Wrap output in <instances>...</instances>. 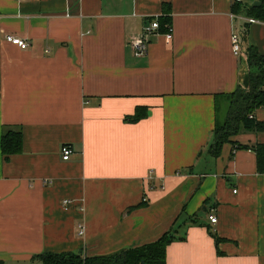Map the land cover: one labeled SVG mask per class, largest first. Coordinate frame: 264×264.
Wrapping results in <instances>:
<instances>
[{"label": "crops", "instance_id": "1", "mask_svg": "<svg viewBox=\"0 0 264 264\" xmlns=\"http://www.w3.org/2000/svg\"><path fill=\"white\" fill-rule=\"evenodd\" d=\"M235 4L0 0L1 264L108 255L170 230L183 239L164 264H264V173L253 148L264 132L242 129L219 156L208 152L218 102L249 73L248 51L264 56V22L234 19ZM166 17L173 37L162 28L136 55L144 26ZM138 108L147 115L128 119ZM252 118L264 121V107ZM11 131L22 146L4 154Z\"/></svg>", "mask_w": 264, "mask_h": 264}, {"label": "trees", "instance_id": "2", "mask_svg": "<svg viewBox=\"0 0 264 264\" xmlns=\"http://www.w3.org/2000/svg\"><path fill=\"white\" fill-rule=\"evenodd\" d=\"M260 5H254L244 11L240 3L235 4L234 12L259 19L264 22V0ZM160 29L170 23L168 17L160 19ZM251 69L245 76L238 90L232 94H224V99L229 100L228 115L225 122H220L219 117L215 128V140L209 146L208 152L213 156H219L223 145L230 141V137L238 134L242 129L253 132H264V121H257L251 116L256 109L264 107V56L255 48L248 51ZM219 114V102H218ZM147 112L138 108L136 114L128 119L136 121L145 117ZM22 146L21 132H6L2 139L4 154L19 151ZM257 152L258 168L264 173V144H256L253 147ZM183 239L173 230L166 232L154 242L141 246L123 249L115 253L101 256L82 258L72 252L44 253L38 256L42 264H164L166 263L167 246L174 240ZM220 238L217 237V242ZM1 264V262H0Z\"/></svg>", "mask_w": 264, "mask_h": 264}, {"label": "built area", "instance_id": "3", "mask_svg": "<svg viewBox=\"0 0 264 264\" xmlns=\"http://www.w3.org/2000/svg\"><path fill=\"white\" fill-rule=\"evenodd\" d=\"M243 0H232V2L235 3H240ZM68 16H70V13H67ZM234 19H238L243 21V24H255V23H260L262 21H260L257 18L254 17H249L245 14H237V13H233L232 14ZM166 31L164 32L165 36L167 38H172L173 37V26L171 23H167L166 24ZM160 30V22L158 19H154L151 21L150 24H147L144 26L143 28V33L140 37L136 38L133 42H132V47L134 50V53L136 55H145L148 52V45L150 43V36L158 33ZM240 35H241V31L240 29H236L235 32L232 35V43H233V51L234 54L236 56L241 55L242 52V46H241V41H240ZM6 39L10 42H12L15 45H18L20 48L22 49H26L29 46V43L27 40H24L18 36H14L12 34H7L6 35ZM252 117V116H251ZM73 153V148L70 145H64L62 147V154H63V158L65 160H68L71 156V154ZM209 219L211 220V222H217V216H215V214H210L209 215ZM80 234H84L85 232V226L82 224L80 225V230H79Z\"/></svg>", "mask_w": 264, "mask_h": 264}, {"label": "rangeland", "instance_id": "4", "mask_svg": "<svg viewBox=\"0 0 264 264\" xmlns=\"http://www.w3.org/2000/svg\"><path fill=\"white\" fill-rule=\"evenodd\" d=\"M228 105H229V100H225L220 103L219 105V121L220 122H225L227 115H228Z\"/></svg>", "mask_w": 264, "mask_h": 264}, {"label": "water", "instance_id": "5", "mask_svg": "<svg viewBox=\"0 0 264 264\" xmlns=\"http://www.w3.org/2000/svg\"><path fill=\"white\" fill-rule=\"evenodd\" d=\"M260 3H261L260 1H257L254 3V5H260Z\"/></svg>", "mask_w": 264, "mask_h": 264}]
</instances>
